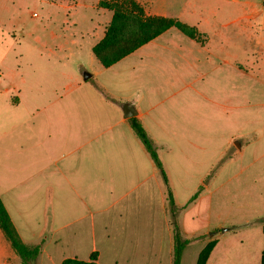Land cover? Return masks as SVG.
Here are the masks:
<instances>
[{
    "label": "crops",
    "instance_id": "0c3cea01",
    "mask_svg": "<svg viewBox=\"0 0 264 264\" xmlns=\"http://www.w3.org/2000/svg\"><path fill=\"white\" fill-rule=\"evenodd\" d=\"M229 45L199 44L170 28L108 68L97 60L94 71L80 65L69 83L74 87L33 103L28 145L14 143L12 154L0 156V200L21 241L39 245L36 264L88 260L93 253L98 264H173L166 185L123 116L125 103L162 163L177 233L188 241L180 264H196L211 242L205 264H229L212 208L214 193L223 194L227 184L221 161L230 147L229 111L246 108L243 86L233 87L230 99ZM200 59L205 71L198 68ZM47 70L55 77L68 71L57 62ZM88 79L92 90L79 89ZM199 80H205L203 88H197ZM34 93V101L41 100ZM253 249L252 264H264V245ZM0 264H20L1 231Z\"/></svg>",
    "mask_w": 264,
    "mask_h": 264
},
{
    "label": "rangeland",
    "instance_id": "374dc122",
    "mask_svg": "<svg viewBox=\"0 0 264 264\" xmlns=\"http://www.w3.org/2000/svg\"><path fill=\"white\" fill-rule=\"evenodd\" d=\"M137 1L149 14L196 27L207 43H230V99L232 88L243 86L246 108L244 113L229 111L230 147L221 161L227 184L223 194L214 193L213 223H222L219 236L226 237L229 264H252L254 245H264V0ZM97 2L0 0V156L12 154L14 143L28 145L26 124L34 102L43 104L49 92L74 87L80 65L91 71L99 66L90 45L102 36L111 13ZM54 62L68 71L48 74ZM198 68L206 70L203 59ZM204 83L196 82L197 88ZM78 88L92 90V79ZM36 91L41 100L34 101Z\"/></svg>",
    "mask_w": 264,
    "mask_h": 264
},
{
    "label": "trees",
    "instance_id": "16d2710c",
    "mask_svg": "<svg viewBox=\"0 0 264 264\" xmlns=\"http://www.w3.org/2000/svg\"><path fill=\"white\" fill-rule=\"evenodd\" d=\"M97 6L111 13L110 21L104 29L102 38L91 47L93 56L104 68L114 65L170 28L176 29L187 38L199 44H204L206 41V38L197 31L196 27L189 26L177 18L149 14L137 0H98ZM104 98L110 102H114L107 94H104ZM128 121L132 130L154 161L166 185L168 205L175 229L173 264H180L181 253L188 241L180 240L178 236L175 223L176 207L173 202L172 193L167 186V178L162 163L155 146L148 138L140 122L136 118H129ZM0 231L12 250L20 258V264H30L31 260L34 261L36 259L39 254V245L28 246L21 241L1 200ZM213 246L214 242H211L202 249L196 264H205ZM60 264L98 263L96 262V254L93 253L88 260L66 258Z\"/></svg>",
    "mask_w": 264,
    "mask_h": 264
},
{
    "label": "water",
    "instance_id": "95a60500",
    "mask_svg": "<svg viewBox=\"0 0 264 264\" xmlns=\"http://www.w3.org/2000/svg\"><path fill=\"white\" fill-rule=\"evenodd\" d=\"M89 77H90L89 73H84L83 74V78L84 79H87ZM122 111H123V116L126 117V118H131V117H134L136 115V111L128 103H125V104L122 105ZM30 264H34V261L31 260Z\"/></svg>",
    "mask_w": 264,
    "mask_h": 264
}]
</instances>
